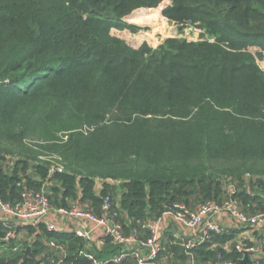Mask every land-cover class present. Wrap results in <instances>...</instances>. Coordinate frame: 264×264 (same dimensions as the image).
Instances as JSON below:
<instances>
[{"label": "trees", "instance_id": "trees-1", "mask_svg": "<svg viewBox=\"0 0 264 264\" xmlns=\"http://www.w3.org/2000/svg\"><path fill=\"white\" fill-rule=\"evenodd\" d=\"M161 19L191 20L213 41L166 36L156 45ZM259 61L264 0H0L1 197L14 203L39 190L58 157L53 204L101 213L111 196L127 230L176 202L222 201L230 184L244 211L264 210ZM36 230L20 228L26 238ZM6 231L0 223V240ZM235 235L196 246V262L239 264L242 253L221 246ZM34 239L24 243L35 256L57 257L46 244L56 239L64 264H93L74 232L41 225ZM107 245L99 260L113 256ZM164 247L159 258L187 260L172 237ZM0 264L36 262L20 250Z\"/></svg>", "mask_w": 264, "mask_h": 264}, {"label": "built area", "instance_id": "built-area-1", "mask_svg": "<svg viewBox=\"0 0 264 264\" xmlns=\"http://www.w3.org/2000/svg\"><path fill=\"white\" fill-rule=\"evenodd\" d=\"M176 26L186 28L193 33L198 28L191 20H185ZM208 39L213 41L212 38ZM54 159L59 160L58 157ZM55 160L49 177L57 170L64 169L61 162ZM13 162L10 160L7 169H12ZM49 177L39 190H25L21 199L14 203L3 200L0 184V223L7 226V231L0 240V257L10 256L20 250L23 252L27 247L24 240L29 241L30 244L34 242L35 236L40 233V226L44 225L49 232H74L82 238L85 245L80 250V254L92 260L93 264L111 262L126 264L130 261L134 264H152L158 261L163 250L161 240L167 234V219L171 218L181 228L179 233L176 231L173 233L174 238L182 244L189 264H197L193 249L203 242L212 240L215 235L228 233L229 226L219 221L221 216L227 215L240 228L253 230V233L257 234V239H249L251 242H247V238L234 242L233 247L242 253L240 260L247 253L251 264H261L264 261V210L255 213L244 211L240 200L235 196L237 189L233 184L226 187L227 197L222 201L207 200L195 208L185 202H176L159 217L152 220H138V226L127 230L119 217V211L114 208L111 196L104 198L101 213L78 202H72L69 207L54 205L49 190L51 184ZM261 197L264 200V193ZM29 226L37 230L26 238L20 228ZM187 234H189L188 239H186ZM108 240L117 247L118 252L108 259L99 260L95 253L104 250ZM46 244L54 251V255L57 254V257L48 256L46 253L34 255L36 264H64V257L67 255L66 245L56 239H50ZM222 247L230 250L227 243ZM220 264L237 263L224 261Z\"/></svg>", "mask_w": 264, "mask_h": 264}, {"label": "crops", "instance_id": "crops-1", "mask_svg": "<svg viewBox=\"0 0 264 264\" xmlns=\"http://www.w3.org/2000/svg\"><path fill=\"white\" fill-rule=\"evenodd\" d=\"M155 43V40H154ZM99 186H101L99 184ZM220 222H223L225 225L229 226V231L228 233H230L231 231H235L236 235L233 239L231 240H227L225 241L223 245H225L227 243V245L229 246V249L232 250L234 247V242L236 240H243L244 238H247V242H251V240H249L250 238L252 239H257V234L253 233V230H246L245 228H240L237 223L233 222V220H231V218H229L227 215H223L220 217L219 219ZM71 226V224H69ZM166 227H167V234L162 238L161 242L163 245V250L165 249L164 244L167 242L169 237H172L176 242L180 241L178 239H175L173 236V233L176 231V233H179L181 231V228L177 225V223L172 220L171 218L167 219L166 222ZM189 238V234L186 235V239ZM108 245H106L107 247ZM114 246V245H113ZM115 247V246H114ZM162 250V252H163ZM113 251V250H112ZM118 249L116 247L115 252L113 253V255L117 254ZM126 264H134L132 261L127 262ZM152 264H189V260L187 258L186 261H180V260H170L169 258L162 256L158 259V261L156 263H152ZM198 264V263H197Z\"/></svg>", "mask_w": 264, "mask_h": 264}, {"label": "rangeland", "instance_id": "rangeland-1", "mask_svg": "<svg viewBox=\"0 0 264 264\" xmlns=\"http://www.w3.org/2000/svg\"><path fill=\"white\" fill-rule=\"evenodd\" d=\"M161 9L159 8L158 12ZM158 24L160 26V28H158L156 30L157 27H155L156 30V34H154V40H155V44L157 45L162 38L166 37V36H176V37H185V36H189L191 38L194 39H200V38H212L209 33L207 31H205L203 28L198 27L196 28V32H191L186 28H180L178 26H174V25H168L166 23L163 22V20L161 19V21H158ZM260 66L264 69V61H259ZM38 141L36 137H33V139H29V142H36ZM57 161V160H55ZM55 164H57V162H55ZM101 185V184H100Z\"/></svg>", "mask_w": 264, "mask_h": 264}, {"label": "water", "instance_id": "water-1", "mask_svg": "<svg viewBox=\"0 0 264 264\" xmlns=\"http://www.w3.org/2000/svg\"><path fill=\"white\" fill-rule=\"evenodd\" d=\"M23 253H24V255H25L26 257H30V258L36 260L34 254H33V251H32V246H27V247L23 250ZM247 263H250V260H249V256H248V254L246 253V254L244 255V258H243L242 260L239 261V264H247Z\"/></svg>", "mask_w": 264, "mask_h": 264}]
</instances>
